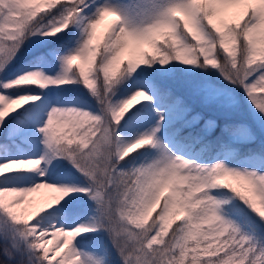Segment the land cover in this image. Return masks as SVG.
<instances>
[{"label":"snow or ice","instance_id":"6c2138e0","mask_svg":"<svg viewBox=\"0 0 264 264\" xmlns=\"http://www.w3.org/2000/svg\"><path fill=\"white\" fill-rule=\"evenodd\" d=\"M45 3L49 10L38 15ZM116 4L0 0V264H106L111 250L105 245L97 251L98 243L85 235L100 231L110 237L121 264H264V145L254 127L240 130L249 145L247 159L256 167L193 158L188 149L216 122L205 120L202 112L193 114L192 105L163 84L137 79L142 66L157 63L178 61L202 69L206 77L189 85L194 96L206 106L232 110L240 105L242 90L258 114L254 126H264V95H257L264 93V0ZM107 17L113 19L98 34ZM73 28L80 31L74 46L36 55L38 62L59 59L56 77L12 71L31 37L59 38ZM161 39L170 40V46L158 47ZM145 45L162 55L143 51ZM125 53L131 54L126 63ZM213 70L231 87L217 81ZM68 85L86 89L99 111L53 107L48 113L35 104L39 96L25 92ZM129 89L135 90L127 99H117ZM27 101L32 103L21 104ZM18 104L19 109L12 107ZM124 131L131 135L129 142ZM27 140L42 142L43 155L23 159L11 153L12 146ZM62 159L81 175L42 171L40 183L22 175L45 162L54 168L52 161ZM41 189L49 195L21 210L25 198ZM73 192L83 193L95 208L72 206ZM8 195L19 199L6 203ZM245 209L260 221L253 220L250 232L237 220ZM85 214L96 221L72 219ZM181 217L169 235L173 219Z\"/></svg>","mask_w":264,"mask_h":264},{"label":"rangeland","instance_id":"374dc122","mask_svg":"<svg viewBox=\"0 0 264 264\" xmlns=\"http://www.w3.org/2000/svg\"><path fill=\"white\" fill-rule=\"evenodd\" d=\"M113 6H117L116 0H110ZM47 4H44V7L41 8V11L38 15L42 14L45 11H48ZM113 18L107 17L104 24L98 29V34L103 33L107 25L111 22ZM80 37V31L77 28H73L69 31L67 35L61 34L59 38H50V37H31L24 48L21 50L17 59L12 65V71L17 72L18 75L25 74L26 71H41L46 76L56 77L57 74L61 71V65L59 59L56 57H48L43 62H38L36 60V55L39 52L44 50L53 51L65 45H75V42ZM163 43L165 47H169L171 44L170 40L161 39L158 41L159 44ZM143 51H147L152 55H155L159 58L162 55V52L155 51L147 45L143 46ZM131 58L130 53H125L124 61ZM144 69L140 72L138 80L150 79L156 82L163 84L166 88H170L176 95L184 97L189 104L193 107V114L195 112H202L204 114L205 120L213 119L216 122V127L211 131L207 132L204 135V138L201 143L193 145L188 151L191 153L193 158H203L210 159L216 157L218 159H227L230 162V166L237 168H254L257 166L256 162L249 161L247 159L249 145L246 141L243 132L240 130L241 125H247L249 127H254V133L262 145H264V126H254V121L258 114L255 113V109L252 108L251 104L248 102L247 97L244 96L243 91L240 90L238 95L241 98V103L238 108L232 110H224L217 108L215 106H206L202 101L193 95L190 88L191 81L195 79H203L206 77V73L202 69L194 68L193 66L184 65L178 61H170L169 65L161 66L159 63L154 64L151 68L148 66H142ZM122 70V69H121ZM219 73L213 70L212 74ZM223 86L231 87L227 83H221ZM135 89H129L127 91H122L118 94L117 99H127L128 96L132 94ZM25 92L33 95L39 96L41 99L36 101L35 104L46 110L50 113L53 107H77V108H86L91 112H98L100 105L97 103L86 89H83L80 85H68L62 86L61 89H57L55 86H51L50 89H25ZM257 95H264V93H257ZM59 99L61 102H55ZM67 102V103H65ZM143 102V98H140L137 103ZM32 103L31 101L21 102V104ZM20 104L13 105L12 107L19 109ZM11 113V108L9 109ZM204 121H201L202 126ZM126 137L125 142L131 140V135L128 131H124ZM44 145L42 142L34 143L32 140H27L24 143L19 144V146H12L11 153L18 156L19 158H32L33 154L43 155ZM4 161L0 159V163ZM52 164L55 165L53 168L47 162H45L42 169H37L32 173L22 174L25 178H31L35 180V183H40L41 172H52L55 176L59 172L63 173H73L76 176L81 174L76 170L71 161L67 159H62L59 161H52ZM23 187H32L35 186L33 183H24ZM228 191V190H220ZM76 199L71 201L70 204L76 207H87L89 209H94L95 204L90 201L83 193L73 192L71 194ZM232 194L229 192V197ZM19 199L18 196L12 195ZM167 197V194H166ZM165 197V198H166ZM32 201L39 200L36 193L30 194L26 197ZM25 198V199H26ZM6 199V198H5ZM6 202V201H5ZM239 203L238 201H236ZM164 201H161V204L153 211L152 219L156 218L157 213L160 211V207L163 206ZM27 205H22L21 210ZM246 214H241L237 217V220L246 226V230L250 232L253 227V220L257 224L260 223L259 217H256L254 214L245 209ZM76 219L78 223H93L96 221L94 215H82L79 217H72ZM185 217L180 219H173L172 225L169 229V235L176 228V226L183 222ZM34 223V221H30ZM56 223V221H53ZM151 223V220H149ZM264 234V231H262ZM89 240H94L98 243L97 251L102 252L103 247L107 245L108 249L111 250V258L106 261V264H121L117 253L112 250V245L110 237L104 231L98 233H86L85 234ZM51 239V237H49ZM80 239V238H78ZM48 247L50 250H54L56 247L55 241L52 244H49ZM49 255H52L50 251ZM55 264V262H53Z\"/></svg>","mask_w":264,"mask_h":264},{"label":"bare ground","instance_id":"6f19581e","mask_svg":"<svg viewBox=\"0 0 264 264\" xmlns=\"http://www.w3.org/2000/svg\"><path fill=\"white\" fill-rule=\"evenodd\" d=\"M36 195H37L38 199L40 200L42 197H44V196H46V195H49V192H48L47 189H41V191L38 192V193H36ZM5 198H6V199H5L6 203H10V202L16 200V199H15L16 197H14V196H12V195H8V196H6ZM28 200H30V199L26 198V203H25L24 205H27V204L30 203V201H28ZM87 223H89V221H87ZM61 239H62V238H61Z\"/></svg>","mask_w":264,"mask_h":264},{"label":"trees","instance_id":"16d2710c","mask_svg":"<svg viewBox=\"0 0 264 264\" xmlns=\"http://www.w3.org/2000/svg\"><path fill=\"white\" fill-rule=\"evenodd\" d=\"M213 75V77L217 80V81H219L220 83H227L226 81H224L223 80V77H221L220 75H219V73H215V74H212Z\"/></svg>","mask_w":264,"mask_h":264}]
</instances>
